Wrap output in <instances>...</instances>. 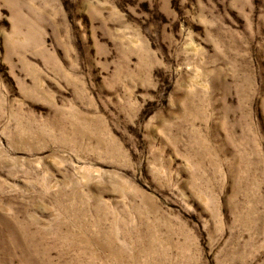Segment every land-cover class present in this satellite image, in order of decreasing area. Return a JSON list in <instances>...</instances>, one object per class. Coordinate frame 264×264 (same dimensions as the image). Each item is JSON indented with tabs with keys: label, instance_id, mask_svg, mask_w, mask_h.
Segmentation results:
<instances>
[{
	"label": "rangeland",
	"instance_id": "rangeland-1",
	"mask_svg": "<svg viewBox=\"0 0 264 264\" xmlns=\"http://www.w3.org/2000/svg\"><path fill=\"white\" fill-rule=\"evenodd\" d=\"M0 264H264V0H0Z\"/></svg>",
	"mask_w": 264,
	"mask_h": 264
}]
</instances>
